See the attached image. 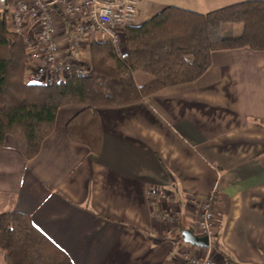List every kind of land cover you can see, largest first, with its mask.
<instances>
[{"label":"crops","instance_id":"0c3cea01","mask_svg":"<svg viewBox=\"0 0 264 264\" xmlns=\"http://www.w3.org/2000/svg\"><path fill=\"white\" fill-rule=\"evenodd\" d=\"M240 1L139 0L130 25L169 5L206 13ZM57 24L66 46L71 29ZM82 109L60 108L32 159L8 136L0 147V214H29L73 264H182L189 252H207L179 236L201 214L194 196L203 201L215 190L221 248L237 263L264 264V50L215 51L193 82L99 108L97 152L67 132ZM212 257L227 264L215 248Z\"/></svg>","mask_w":264,"mask_h":264},{"label":"trees","instance_id":"16d2710c","mask_svg":"<svg viewBox=\"0 0 264 264\" xmlns=\"http://www.w3.org/2000/svg\"><path fill=\"white\" fill-rule=\"evenodd\" d=\"M8 26V10L2 7L0 147L13 136L24 156L32 159L53 132L63 106L83 107L68 122L67 132L97 152L99 108L136 103L163 88L193 82L210 68L215 51L264 50V0H243L206 13L169 5L143 23L126 27L124 53L118 55L108 42L93 41L86 71L59 81L26 79L28 45ZM140 74L150 77L139 83ZM179 239L183 240V233ZM213 246L227 264L237 263L221 248L218 233ZM0 251L5 264H73L29 214L17 210L0 214Z\"/></svg>","mask_w":264,"mask_h":264},{"label":"built area","instance_id":"2783aa9c","mask_svg":"<svg viewBox=\"0 0 264 264\" xmlns=\"http://www.w3.org/2000/svg\"><path fill=\"white\" fill-rule=\"evenodd\" d=\"M7 7L8 28L28 45L30 82L59 81L68 74H81L87 69L83 60L93 41L110 43L121 55L125 51L126 27L134 21L139 0H0ZM57 18L68 25V44L59 41ZM214 190L205 200L195 197L201 214L191 229L209 237L210 245L203 254L187 253L182 264H216L212 257L213 240L218 222L213 201ZM163 218H170L169 214ZM190 229V228H189Z\"/></svg>","mask_w":264,"mask_h":264},{"label":"water","instance_id":"95a60500","mask_svg":"<svg viewBox=\"0 0 264 264\" xmlns=\"http://www.w3.org/2000/svg\"><path fill=\"white\" fill-rule=\"evenodd\" d=\"M5 1V0H1ZM183 240L186 243L198 246V247H204L208 248L210 245L209 237L204 235H197L195 234L191 229H185L183 231Z\"/></svg>","mask_w":264,"mask_h":264},{"label":"rangeland","instance_id":"374dc122","mask_svg":"<svg viewBox=\"0 0 264 264\" xmlns=\"http://www.w3.org/2000/svg\"><path fill=\"white\" fill-rule=\"evenodd\" d=\"M60 20V19H59ZM88 55H89V52L87 53V55L85 56V58L83 59V60H86V62L88 61ZM140 75H144L145 77H147V78H149L150 76L149 75H147V74H140ZM196 197H198L197 195H196ZM218 222H217V224H216V232H217V226H218Z\"/></svg>","mask_w":264,"mask_h":264}]
</instances>
